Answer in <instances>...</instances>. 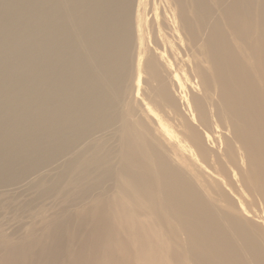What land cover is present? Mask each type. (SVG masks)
<instances>
[{
  "label": "bare ground",
  "instance_id": "bare-ground-1",
  "mask_svg": "<svg viewBox=\"0 0 264 264\" xmlns=\"http://www.w3.org/2000/svg\"><path fill=\"white\" fill-rule=\"evenodd\" d=\"M112 155L129 190H92L107 199L60 263L63 227L42 228L36 202H64ZM27 186L21 244L5 227ZM0 189V264H167L123 238L114 205L189 264H264V2L0 0Z\"/></svg>",
  "mask_w": 264,
  "mask_h": 264
},
{
  "label": "rangeland",
  "instance_id": "rangeland-1",
  "mask_svg": "<svg viewBox=\"0 0 264 264\" xmlns=\"http://www.w3.org/2000/svg\"><path fill=\"white\" fill-rule=\"evenodd\" d=\"M261 2H264V0H261ZM98 152L95 154H92L90 158L86 160L84 165H89L93 163V161L96 159ZM101 154V153H100ZM99 154V155H100ZM118 158L115 155H112L109 158V163H106L105 168L102 170V172L96 176H92L87 181H84L83 184L78 187V189H75V193L68 196L64 199V202L57 204V202H54L52 200H37L36 203H44L46 206V209L48 210V213H46L47 220L49 222L42 224V228H49L52 226V223L60 224L63 227L62 230V237H63V253L60 256V263H63L65 252L69 251L70 245L73 244V242H84L86 240V233L90 230L91 222L88 224L86 223L84 228H82V231L79 232L82 224V218L85 214L88 212H91L92 215H94V212L96 211V206L106 201L107 195L105 194V191H101L98 197L94 196L92 193L94 188H97L98 185H100L103 182H107L104 185V188H109L112 190V192L109 194L108 197L111 198V200L116 199L115 192L119 189L122 190H129V186L124 182V180L118 175ZM57 174L52 173L50 176H47V180L52 179ZM112 177V179H110ZM50 186L49 183L45 184V189H48ZM2 189H0V193ZM93 190V191H92ZM33 191V192H32ZM92 193V194H90ZM10 196L13 202L10 205V211L8 213V216H12V219L15 220V222L8 223L5 227L7 233H10L12 235H15L16 237H21L20 239H17V243L21 244H28L29 240H24V234L26 227H21L17 221H21L20 217V211H18V207L20 206H26L29 204L32 198H35L37 196V193L34 189L30 188L29 186L17 190L10 191ZM32 197V198H31ZM19 198V199H18ZM120 198V197H119ZM6 197L0 195V202L4 201ZM30 199V200H28ZM40 201V202H38ZM49 201V202H48ZM52 201V203H51ZM126 202H128L131 205L136 206L138 203L135 195L131 194L129 199H125ZM47 202V203H46ZM18 206V207H17ZM53 206V207H52ZM17 208V209H16ZM114 212L118 215L120 214V208L117 205L113 206ZM17 210V211H16ZM13 214V215H12ZM116 215V228L119 232H121V235L126 241H130L132 244L133 249L139 248V242L138 237H140L142 240L146 243V249L148 253H153L154 250L159 251L160 257L163 259V261L167 264H174L173 258L171 253L174 255L177 253L181 256L182 264H189V261L185 256H183V249L173 244L172 241L168 240V235H164V228L159 224L158 226V232L157 235L155 234V227H154V221L148 218L143 217L142 219L145 221L146 225H140L138 219H134L131 221V226L127 227L125 223H120V219ZM1 217V216H0ZM50 218H53L51 221ZM91 219V218H90ZM148 221V222H147ZM26 225H30L32 221H23ZM124 226V229H123ZM32 231V230H31ZM24 232V233H23ZM36 234H40V230L36 229ZM45 241V244L48 246H51V239L45 238L43 239ZM169 243L166 245V243ZM2 252V250H0ZM32 259V254L26 255V257L23 259L21 264H29Z\"/></svg>",
  "mask_w": 264,
  "mask_h": 264
}]
</instances>
